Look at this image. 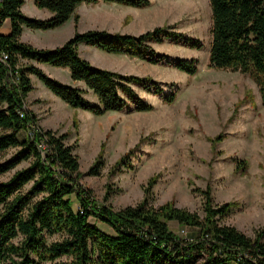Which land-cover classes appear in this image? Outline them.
<instances>
[{"label": "trees", "instance_id": "16d2710c", "mask_svg": "<svg viewBox=\"0 0 264 264\" xmlns=\"http://www.w3.org/2000/svg\"><path fill=\"white\" fill-rule=\"evenodd\" d=\"M99 1L133 6L150 3L33 0L37 7L52 13L38 18L22 11L24 0H0V25L5 18L10 21V31L0 33V152L14 149L0 160V175L13 170L8 178L0 180V264H44L62 255L71 257L62 264H264V228L250 236L235 225L220 222L238 207L235 200L216 203L208 188L195 187L193 190L203 195V216L172 200L153 205L149 199L155 176H150L138 203L119 209L98 203L77 182L81 172L74 152L76 142L66 140L69 132L34 124L36 115L25 108L27 94L34 88L31 74L72 108L94 114L126 107L151 109L152 103L140 96L134 86L153 94L162 93L161 83L149 74L121 73L93 64L80 54L79 42L151 63H171L188 74L196 73V57L168 60L166 53L152 46V42L166 39L190 47L202 46L199 37L175 30L173 25H158L139 34L100 28L79 31L76 8ZM208 1L209 66L247 73L257 84L264 103V0ZM71 15L74 33L59 45L39 47L20 38L23 26L53 28ZM21 58L66 68L72 81H82L85 87L63 82ZM88 90L96 96L95 101L85 96ZM249 96L248 90L245 97ZM175 97V90L162 95L166 103ZM217 137L220 140L222 136ZM132 151L123 154L111 171L132 167L127 160ZM24 161L26 164L19 166ZM103 163L100 152L87 173L98 174ZM246 167V160H235L234 172L244 173ZM108 195L109 191L105 199ZM89 216L107 223L114 233L90 222ZM169 220L197 227L198 231L192 238H183L170 229ZM201 256L204 257L199 260Z\"/></svg>", "mask_w": 264, "mask_h": 264}, {"label": "rangeland", "instance_id": "374dc122", "mask_svg": "<svg viewBox=\"0 0 264 264\" xmlns=\"http://www.w3.org/2000/svg\"><path fill=\"white\" fill-rule=\"evenodd\" d=\"M30 3L34 4L32 0ZM196 3L197 13L181 0H150L147 13H138L131 8L133 5L100 1L76 8L82 21L94 25L91 28L139 34L170 24L175 30L201 39L199 48L167 39L152 42L157 51L167 54L168 60L196 57L198 69L194 74L171 63H151L105 51L83 52L93 64L121 73L149 74L157 79L163 88L161 94L134 86L140 96L152 103L151 109L126 107L102 114L85 113L64 102L38 77H33L34 88L27 94L25 108L36 115L35 125L69 132L66 140L76 142L74 152L81 172L77 182L88 190L90 199L114 209L134 205L143 198L148 178L155 176L149 199L153 205L172 200L177 206L196 210L203 216V195L193 188H208L216 203L238 202V207L220 222L235 225L254 236L264 228V103L257 84L247 73L209 66L211 9L208 0H196ZM91 18L93 22L89 21ZM73 26L75 29V22ZM57 68L44 71L63 82H73L66 68ZM173 90L175 99L164 102L162 95ZM248 90L251 96L246 98ZM85 96L96 100L91 90ZM217 136L222 137L219 140ZM130 149L133 151L127 160L132 167L111 171L114 163ZM13 150L0 152V160ZM100 152L104 163L99 173L88 174L89 166ZM236 159L246 160L244 173L234 172ZM23 164L26 162L19 166ZM12 171L1 174L0 180L8 178ZM107 191L109 195L105 199ZM71 197L78 207L76 197ZM88 220L114 233L107 223L94 216ZM168 225L183 238H192L198 231L197 227L176 221H169ZM70 258L62 255L44 264H62Z\"/></svg>", "mask_w": 264, "mask_h": 264}, {"label": "crops", "instance_id": "0c3cea01", "mask_svg": "<svg viewBox=\"0 0 264 264\" xmlns=\"http://www.w3.org/2000/svg\"><path fill=\"white\" fill-rule=\"evenodd\" d=\"M29 1L30 0H28V3H26V1L24 0V2L21 5L22 11H26L28 13V15L30 14V15L38 17V18H46L52 14L47 8L36 7L34 4H31V3L29 4ZM181 1L188 2L189 6L190 7L192 6L190 9L191 10L195 9V11L197 13L196 0H181ZM113 4L120 5L121 3L113 2ZM80 5H85V4L82 3ZM134 7H131V8H133L135 10L137 9L138 13L149 12V10H148L149 6H142V7H137V8H136V6H134ZM195 11H194V14H195ZM82 20L83 19H81V17L78 18V22H77L78 30L84 31L87 28L89 29V28H91V26H94V25H87L86 22L82 21ZM89 21L93 22L94 19L91 18ZM74 22H75L74 16L71 15L63 24L56 26V27H53V28L40 29V28H32V27L23 26L21 34H20V38L23 41L31 42L32 44L39 46V47H54L56 45L63 43L66 39H68L74 33V30H75L74 26H73ZM99 28H104V27H99ZM9 31H10V21L8 18H5L2 22V24L0 25V33L5 34V33H8ZM78 49H79L80 54H82V56H85V58H88V56L84 55L83 52L87 53L89 50L91 52H94V53H104V50H102L96 46L84 43V42L78 43ZM21 61L22 62H32V63L36 64L37 66L41 67L43 70L46 68L55 67V66L50 65L46 62H37L36 60H33V59L21 58ZM60 68L61 67H58L57 69H60ZM30 76H31V79L33 82V77H36V76L33 74H31ZM78 82L83 84V85L78 84L79 86L85 87V85L82 81H78ZM69 83L76 84L74 82H69ZM77 109H80L81 111H83L85 113H90V111L79 108V107ZM169 221H175V220H169Z\"/></svg>", "mask_w": 264, "mask_h": 264}]
</instances>
